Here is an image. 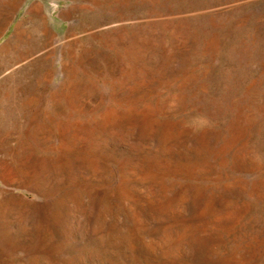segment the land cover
<instances>
[{"label": "rangeland", "instance_id": "374dc122", "mask_svg": "<svg viewBox=\"0 0 264 264\" xmlns=\"http://www.w3.org/2000/svg\"><path fill=\"white\" fill-rule=\"evenodd\" d=\"M0 264H264V0H0Z\"/></svg>", "mask_w": 264, "mask_h": 264}]
</instances>
